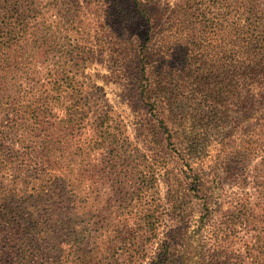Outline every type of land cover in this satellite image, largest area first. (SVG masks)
Here are the masks:
<instances>
[{
    "label": "rangeland",
    "instance_id": "1",
    "mask_svg": "<svg viewBox=\"0 0 264 264\" xmlns=\"http://www.w3.org/2000/svg\"><path fill=\"white\" fill-rule=\"evenodd\" d=\"M241 1L138 0L139 13L135 15L151 25L150 31L148 27L134 31L136 43L144 44L146 63L158 68L177 60L182 61L178 64L182 68L187 63L203 67L235 64L240 60L237 50L244 45L236 27L251 32L264 28V0H246L245 4ZM88 9L92 13L97 11L95 5ZM250 9L253 12H249ZM44 31L48 34L47 28ZM30 38L31 41L20 43L21 47L13 56L14 66L0 79V84L5 82L9 93L23 104L39 98L48 81V71L55 67L51 56L54 53L48 52L42 41L35 44L33 35ZM255 46L252 44L251 48L256 49ZM116 59L117 56L108 50L79 77L78 72L82 70L71 74L88 91L91 89L96 107L112 110L113 132H119L116 122L123 125L124 147H96L95 140L100 139L94 124L97 108L89 109L87 119L76 125L70 121V109L61 104L52 106V114L42 116L36 124L31 109H0V124L13 128L10 138L15 144L7 146L5 151L8 152L2 155L7 158L0 157V165L17 162L18 152L30 146L34 128L39 127L36 134H44L51 128L54 137L62 131L66 138L63 141L52 138L53 147L56 155L70 165L73 179L83 182L79 190L91 204L99 228L101 257L107 264L124 262V242L135 228L149 234L154 225L160 224L161 238H164L174 223L179 246L184 247L191 236L198 239L204 210L194 174H206L209 178L215 174L221 187L216 195V218L211 224L202 226L201 232L205 237L214 236L212 243L219 244L220 252H228L232 264H241L243 256L246 257V247L255 243L257 237L260 236L264 248V98L250 89L248 93H233L224 100L229 109H222L228 113L224 112L220 120L212 109L200 105L202 89L209 87V75L204 73L199 77L200 88L195 78L188 77L178 83L174 70L171 73L173 90L168 88V93H156L158 102L165 104L163 109H154L152 101L141 100L134 93L130 73L123 71ZM2 95L6 97L5 93ZM240 99H245L250 109H243ZM8 102L4 98L5 105ZM245 113L243 122L241 118ZM23 124H27L29 132L22 137L24 141L17 143V129L22 135ZM74 125L75 130L70 133L68 127ZM174 131L179 134V141L170 138ZM196 146L197 151H193ZM150 160L158 165L153 173L146 167ZM112 161L126 164L116 168L111 164L106 169L107 163ZM145 176L148 177L146 181ZM18 177L19 172L0 170V187L17 190L19 196L14 200L18 207L17 225L31 229L36 217L35 212L29 211L37 208L46 211L51 203L32 196L35 177L30 178L28 174ZM174 194L177 197L175 212L172 207L170 211L168 203ZM248 212L257 214L253 218ZM149 222L152 223L150 227L147 226ZM33 236L28 234L17 242L18 249L13 256L15 264H40L39 258L32 255L37 241ZM153 240L154 245L147 248L150 257L158 247V240L155 237ZM189 243L192 248L199 246L198 242ZM140 264H150L149 258Z\"/></svg>",
    "mask_w": 264,
    "mask_h": 264
},
{
    "label": "trees",
    "instance_id": "2",
    "mask_svg": "<svg viewBox=\"0 0 264 264\" xmlns=\"http://www.w3.org/2000/svg\"><path fill=\"white\" fill-rule=\"evenodd\" d=\"M246 2L241 1L243 4ZM137 3L138 0H0V79H3L14 66L13 56L21 47L20 43L31 41V35L34 36L35 44L42 41L48 52L54 53L51 56L55 60L54 69L48 71V81L43 93L29 104L16 101L17 98L14 99V95L9 93L10 88L2 82L0 109H31L36 117V124L41 121L42 116L52 114V106L61 104L65 109H70L68 113L70 121L76 125V122L82 119L84 122L87 119L89 109L97 108L94 124L100 139L95 140L96 147L100 145L118 149L120 146L124 147L126 142L125 133L122 131L123 125L116 122L120 127L119 132H113L112 110H100L96 107L91 89L88 91L85 85L71 74L72 71L82 70L78 72L79 77L108 50L113 56H117L116 61L120 62V68L130 73L134 93L139 95L141 100L152 101L154 109H163L165 103L158 102L156 93L159 91L168 93V88L171 89L174 84L171 82V73L173 74L174 70L178 83L189 77L195 78L196 83L200 84L199 77L204 73L209 75L210 78H207L209 87L202 89L200 105L212 109L220 120L225 112L222 109H229L224 100L232 97L233 93L240 91L248 93L250 89L256 92L255 95L264 98V28L262 31L251 32L243 27H236L237 35L242 37L244 45L237 50L240 60L235 64L227 63L224 66L211 64L209 67H203L200 64L187 63L182 68L178 65L182 61L177 60L173 64L164 63L158 68L146 63L144 44L136 43L135 29L148 27L150 31L151 26L135 15L136 12L139 13ZM93 5L97 8L94 17H92L94 13L88 9ZM249 12H253V9ZM45 28L48 34H45ZM40 34L44 35L40 37ZM252 44L256 45V49L251 48ZM107 45L109 47H106ZM4 93L6 97L2 95ZM4 98L9 101L7 105ZM240 103L244 104L243 109H250L245 104V99H240ZM170 106H173V103H170ZM241 119L245 121L246 113ZM166 120L170 121L168 117ZM75 125L68 127L70 133L74 132ZM23 128L22 135H19L17 129V143L24 141L25 138L22 137L29 132L27 124H23ZM38 128L31 131L30 146L18 152L17 162L1 164L0 170L19 172L18 179L22 174H28L30 178L35 177L32 182V196L51 205L46 211L38 208L29 211L36 213H34L36 223L31 229L26 225L18 226V207L14 201L15 197L19 196L17 190L13 187L10 190L0 187V264H15L13 256L18 249L17 242L28 234L35 235L33 239L37 241L32 255L35 254L39 258L40 264H107L101 257L102 251L98 244L99 228L94 220L91 204L87 198L82 197L79 190L83 182L77 183L73 179V174L69 171L70 165L56 155L57 151L51 141L52 138L63 141L66 138L64 133L58 132L57 137H54L49 127L46 133L36 134ZM12 129L10 125L0 124L2 158H7L2 156L8 152L5 151L7 146L15 145L10 138ZM123 136L124 140L121 142ZM170 138L174 141L180 139L175 131ZM196 148L197 146L192 150L197 151ZM193 155L194 153L191 154ZM111 164L116 168L118 165L123 167L126 163L112 161L107 163L106 169L110 168ZM146 167L149 173H153L158 165L150 160ZM30 173L32 175H29ZM144 178L146 181L148 177ZM194 181L199 187L204 210L198 226V239L191 236L186 239L184 247L179 246L177 243L179 235L174 223L168 228V232L164 233V238H161L160 224L154 225L148 231L149 234L142 233L144 229L135 228L124 242L125 260L122 264H140L145 258H149L150 264H232L228 259L230 258L228 252H220L219 244L212 243L214 236L205 237L204 232H201L202 226H206V223L211 224L216 218L215 208L218 204L216 195L221 188L219 177L214 174L209 178L206 174L198 173L194 174ZM26 201L27 198L24 199V203ZM176 201V195H171L168 202L170 211L172 207V211L175 212ZM165 211L162 213L165 214ZM248 213L253 218L254 214H257ZM25 220L27 221L26 217ZM151 225V222L147 224L148 227ZM154 237L158 240L156 243L158 247L150 257L147 248L154 245V240L152 241ZM189 242H198L199 246L192 248ZM245 253L246 257L243 256L241 264H264V248L260 236L255 243L248 244Z\"/></svg>",
    "mask_w": 264,
    "mask_h": 264
}]
</instances>
